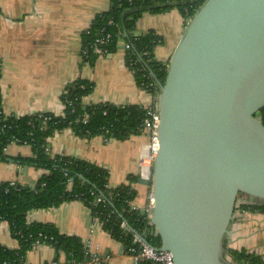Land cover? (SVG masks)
<instances>
[{
  "label": "water",
  "instance_id": "obj_1",
  "mask_svg": "<svg viewBox=\"0 0 264 264\" xmlns=\"http://www.w3.org/2000/svg\"><path fill=\"white\" fill-rule=\"evenodd\" d=\"M158 85L159 146L151 179H137L152 200L139 213L175 264H230L238 193L264 201V0H205Z\"/></svg>",
  "mask_w": 264,
  "mask_h": 264
},
{
  "label": "crops",
  "instance_id": "obj_2",
  "mask_svg": "<svg viewBox=\"0 0 264 264\" xmlns=\"http://www.w3.org/2000/svg\"><path fill=\"white\" fill-rule=\"evenodd\" d=\"M112 0H0V91L2 113L23 116L38 112L60 115L64 108L61 95L66 85L82 78L93 83V91L84 104L112 103L155 106L157 101L138 87L126 64L124 41L106 55L90 61L81 56V35L96 14L109 9ZM176 9L160 14L144 12L135 23L136 33L148 30L161 39L154 49L157 60L166 62L173 54L185 28ZM149 137L142 133L125 140L96 135L82 137L66 128L55 132L47 142L52 156H73L92 162L108 171V185L116 187L138 175V157ZM10 157L31 156L29 145L10 143L4 150ZM14 160L0 161V184L16 182L33 186L46 171ZM131 188L141 193L135 207L148 203L150 188L134 181ZM136 197V196H135ZM244 203V201H242ZM241 203V202H240ZM251 203V202H245ZM231 220L228 247L245 249L264 259V213L235 208ZM27 223L53 224L59 233L78 237L92 253L109 255L107 264H133L126 248L112 239L101 225L94 224L89 208L79 200L64 202L56 207L31 210ZM258 235L261 240H257ZM248 240V245L245 244ZM0 245L9 249L19 246L10 233L7 222H0ZM260 251L261 253H258ZM257 252V253H256ZM66 262L62 251L43 244L28 250L23 264Z\"/></svg>",
  "mask_w": 264,
  "mask_h": 264
},
{
  "label": "trees",
  "instance_id": "obj_3",
  "mask_svg": "<svg viewBox=\"0 0 264 264\" xmlns=\"http://www.w3.org/2000/svg\"><path fill=\"white\" fill-rule=\"evenodd\" d=\"M204 1L112 0L109 9L96 14L90 26L83 31L80 36L81 46L91 44L96 36L111 33L112 39L102 46L110 54L117 49L118 41L123 39L131 46L126 51L125 60L136 85L155 96L159 94L158 83L163 84L165 81L168 61L162 62L155 58L154 49L161 43V39L152 30L136 33V21L144 12L160 14L176 9L186 24ZM109 19L114 24H108ZM96 56L89 50L88 57L82 59L92 62ZM92 91V82L78 78L63 90L61 101L64 108L60 115L38 112L19 117L2 113L0 91V161L11 159L18 164H28L46 171L33 186L16 182L0 184V222L8 223L11 235L19 243L16 249L0 245V264H23L25 253L33 247L36 239L52 246L56 252L62 251L66 262L82 260L85 257V244L78 237L59 233L53 224L26 222V215L31 210L56 207L72 200L82 201L89 208L91 216L98 217L102 229L120 242L126 252L131 247L133 234L129 229L121 227L122 222L143 235L150 245L160 247L158 236L148 234L153 229L148 224V218L132 206L136 190L131 188V183L137 177L129 176L126 183L111 187L108 185L109 173L105 168L73 156L52 157L48 153V139L55 132L66 128L78 137L100 135L105 140H125L129 136L143 133L142 122L147 107L107 102L84 104L83 99ZM257 115L264 125V108ZM85 116L87 118L83 122ZM12 142L29 145L32 155L13 158L6 155L4 150ZM244 197L251 203H240ZM97 198L100 200L96 201ZM235 208L264 213V201L238 193ZM39 234L46 238H39ZM226 251L235 264H264L263 257L243 248L226 246Z\"/></svg>",
  "mask_w": 264,
  "mask_h": 264
},
{
  "label": "built area",
  "instance_id": "obj_4",
  "mask_svg": "<svg viewBox=\"0 0 264 264\" xmlns=\"http://www.w3.org/2000/svg\"><path fill=\"white\" fill-rule=\"evenodd\" d=\"M130 1V0H129ZM153 2L161 1V0H150ZM108 24H114L112 19H109ZM103 31V30H102ZM101 31V32H102ZM120 34V32H118ZM112 39L111 33H105L99 36H96L93 42L89 45H85L84 47L81 46V56L82 58L88 57V51L92 50L93 53L98 55H106L108 54V51L102 47L104 44H107ZM123 48L125 52L131 48L130 44L124 42ZM154 100H158V94L153 96ZM258 120H260L259 116H256ZM87 116L84 117L83 122L86 121ZM158 122H159V113H158V107L157 103L156 105L147 107L146 116L143 119V133L147 134L149 137V141L147 144L142 146L141 151L139 153L138 157V175L141 178L144 179H151L152 174V164L153 160L155 158L159 143H158V137L157 136V128H158ZM16 143V142H12ZM100 198H97L96 201H99ZM151 194H148V203L147 206L144 208L143 206L135 207L134 209L140 210H147L149 206L151 205ZM241 200L240 202H242ZM248 202V201H244ZM92 221L94 224H99L102 226L101 222L98 220V217L96 215H92ZM149 222V220H148ZM149 224V223H148ZM122 228L128 229L125 222L121 223ZM148 234H153L156 236V232L153 229H151ZM141 235V234H140ZM143 239L139 238L137 235H132V244L131 247L128 248L127 254L131 257V260L133 264H175L172 254L169 251L161 250L158 247H154L150 245L145 237L141 235ZM39 238L45 239L46 237L39 234ZM51 239V238H50ZM45 244L43 241H40L39 239H36V241L33 243L34 246H39ZM110 261L109 255H102L98 253H92L88 250L86 244H85V257L80 261H72V262H64L60 263L57 260L50 261L49 263L45 264H107ZM2 264H8L6 262H3Z\"/></svg>",
  "mask_w": 264,
  "mask_h": 264
},
{
  "label": "rangeland",
  "instance_id": "obj_5",
  "mask_svg": "<svg viewBox=\"0 0 264 264\" xmlns=\"http://www.w3.org/2000/svg\"><path fill=\"white\" fill-rule=\"evenodd\" d=\"M24 166H28V167H31L30 165H24ZM140 195H141V193L138 191V193L136 192V199H135V203H136V201H138V200H140ZM245 199H247L248 200V198L247 197H244ZM261 240V236L260 235H258V238H257V240ZM258 240V241H259ZM229 243V240H225V243L223 244V247H222V258L226 261V262H228V263H230V264H235V263H233V261L231 260V258H230V256L227 254V251H226V246L228 247V244ZM245 244H247L248 245V240H245ZM258 253H261L260 251H257ZM256 252V253H257Z\"/></svg>",
  "mask_w": 264,
  "mask_h": 264
},
{
  "label": "flooded vegetation",
  "instance_id": "obj_6",
  "mask_svg": "<svg viewBox=\"0 0 264 264\" xmlns=\"http://www.w3.org/2000/svg\"><path fill=\"white\" fill-rule=\"evenodd\" d=\"M243 201H247V199H243ZM248 202H249V200H248Z\"/></svg>",
  "mask_w": 264,
  "mask_h": 264
}]
</instances>
